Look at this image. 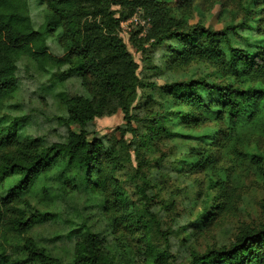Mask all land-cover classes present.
<instances>
[{
    "label": "trees",
    "instance_id": "16d2710c",
    "mask_svg": "<svg viewBox=\"0 0 264 264\" xmlns=\"http://www.w3.org/2000/svg\"><path fill=\"white\" fill-rule=\"evenodd\" d=\"M39 1L45 5V14L36 29L29 0H0V110L18 92V64L28 58L50 82L43 90L55 93L59 99L67 133L48 146L39 138H23L18 132V121L9 125H1L4 119L0 122V156L4 157L0 162V264H115L102 252L96 235L80 242L69 261L33 238L13 245L16 249L11 252L6 247L8 234H29L47 220L49 213L24 201L26 195L37 192L48 196L47 188H36L43 178L59 171L65 183L79 184L88 191L100 185L104 154L110 168H116L115 155L103 151L102 142L89 139L84 130L87 123L102 115L108 97L122 99L119 108L127 121L122 132H133L131 106L137 99V89L144 84L136 75V63L126 43L119 37L122 19L117 17L119 11L113 9L115 5H129L148 19L151 27L147 39L162 48V66L204 62L227 79L215 82L191 75L161 86L154 84L159 109L151 112L148 120L158 134L195 141L175 163L179 173L212 172L211 186H217L223 201L219 202V197L204 208L203 225L213 224L220 214L228 212L233 206V193L227 189V175L217 169V164L222 149L231 146L238 151L239 134H249V128L264 119L263 32L256 35L246 18L220 30L200 21L191 23L189 12L208 0ZM230 1L234 0H226ZM246 15H250L249 10ZM240 30L244 35L239 36ZM55 31H59L57 38L64 48L60 57L52 55L47 46L49 34ZM149 69L163 68L151 64ZM88 75L98 84V94L72 95L68 88L70 78L81 77L86 84ZM196 128L202 130L185 132ZM12 149H18V153ZM12 176L16 183L3 191V183ZM65 196L61 194L63 199ZM23 202L30 209L28 217L22 216L25 210L19 204ZM164 257L150 251L145 264H176ZM189 264H264V222L243 227L228 246L194 251Z\"/></svg>",
    "mask_w": 264,
    "mask_h": 264
},
{
    "label": "rangeland",
    "instance_id": "374dc122",
    "mask_svg": "<svg viewBox=\"0 0 264 264\" xmlns=\"http://www.w3.org/2000/svg\"><path fill=\"white\" fill-rule=\"evenodd\" d=\"M29 5L32 23L38 29L44 21L45 5L39 0H29ZM113 9L119 11L117 17L122 19L119 37L126 43L136 63V75L144 84L137 89V99L131 106L133 132H122L127 127L119 108L122 99L108 97L102 115L87 123L84 130L89 139L102 142L103 151L115 155L116 168H110L104 154L101 160L105 170L101 173L100 185L88 191L79 184L65 183L59 171L43 178L36 188H47L48 196L37 192L26 195L24 201L49 213L47 220L29 234H8L6 247L11 252L16 249L13 245L23 244L27 237L33 238L40 246L69 261L77 253L80 242L96 235L102 252L115 264H145L150 251L162 253L168 262L189 264L194 251L228 246L243 227L264 222V119L252 125L249 134L245 131L239 134L238 151L231 146L222 149L217 169L227 175L233 206L213 224L203 225L204 208L218 201L220 191L217 186H211L212 172L176 170L175 163L195 141L157 133L148 120L151 112L159 109L158 92L152 86L191 75L215 82L227 79L204 62L162 66V48L147 39L151 25L142 12L129 5H115ZM189 14L191 23L200 21L215 30L246 18L256 35L260 31L264 35V0H208L196 5ZM58 32L49 34L47 46L52 55L60 57L64 48L58 41ZM242 35L244 31L240 30L239 36ZM151 64L163 69L153 71L149 69ZM18 75L20 88L0 110V122L4 119L1 125L18 121V132L23 138H39L48 146L62 140L67 133L62 105L55 93L43 90L50 83L47 76L37 71L28 58L19 61ZM68 88L72 95L98 94V84L90 75L86 84L81 77L70 78ZM201 130L186 129L185 132ZM11 151L18 153V149ZM3 158L0 156V162ZM16 181L12 176L3 183L2 190H8ZM19 206L25 210L22 216L28 217L30 209L25 202Z\"/></svg>",
    "mask_w": 264,
    "mask_h": 264
}]
</instances>
